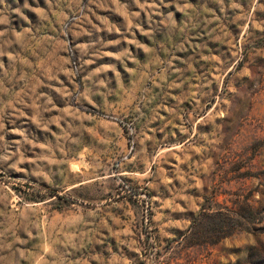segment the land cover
<instances>
[{
    "label": "rangeland",
    "instance_id": "rangeland-1",
    "mask_svg": "<svg viewBox=\"0 0 264 264\" xmlns=\"http://www.w3.org/2000/svg\"><path fill=\"white\" fill-rule=\"evenodd\" d=\"M0 264H264V0H0Z\"/></svg>",
    "mask_w": 264,
    "mask_h": 264
},
{
    "label": "trees",
    "instance_id": "trees-1",
    "mask_svg": "<svg viewBox=\"0 0 264 264\" xmlns=\"http://www.w3.org/2000/svg\"><path fill=\"white\" fill-rule=\"evenodd\" d=\"M235 216V218H228L219 211H211L210 209L202 208L200 214L193 223L192 231H194V233H190L189 236L195 240H202V243L206 244L209 237L204 233V230L206 227L211 226L213 229L212 233L209 235L214 234L213 236H216L214 238L217 239L212 242V244H216L231 235L230 224L227 223L229 219H232V221L229 220L231 227H243V224L246 222L245 218L238 213H236Z\"/></svg>",
    "mask_w": 264,
    "mask_h": 264
}]
</instances>
